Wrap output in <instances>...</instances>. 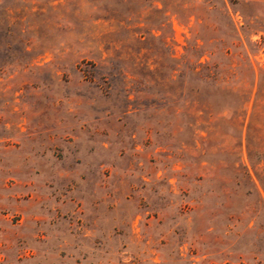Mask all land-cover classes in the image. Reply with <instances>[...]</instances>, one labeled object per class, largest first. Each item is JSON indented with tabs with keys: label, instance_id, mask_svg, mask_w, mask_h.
Returning a JSON list of instances; mask_svg holds the SVG:
<instances>
[{
	"label": "rangeland",
	"instance_id": "374dc122",
	"mask_svg": "<svg viewBox=\"0 0 264 264\" xmlns=\"http://www.w3.org/2000/svg\"><path fill=\"white\" fill-rule=\"evenodd\" d=\"M0 264H264V0H0Z\"/></svg>",
	"mask_w": 264,
	"mask_h": 264
}]
</instances>
